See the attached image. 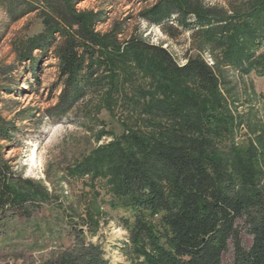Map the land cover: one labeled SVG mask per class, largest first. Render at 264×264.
Returning a JSON list of instances; mask_svg holds the SVG:
<instances>
[{
  "label": "trees",
  "instance_id": "1",
  "mask_svg": "<svg viewBox=\"0 0 264 264\" xmlns=\"http://www.w3.org/2000/svg\"><path fill=\"white\" fill-rule=\"evenodd\" d=\"M79 1L0 0V7L11 20L50 8L62 25L39 33L17 56L32 72L41 58L56 60L60 90L44 110L46 117L61 119L102 88L104 103L123 113V131L77 168L79 174L106 178L111 208L129 211L117 218L124 231L118 248L127 262L223 264L232 250L230 264H264L259 170L249 154L227 164L209 135L212 123L219 122L216 71L231 66L240 74L264 75V51L258 52L264 46V0L149 5L140 13L148 24L170 38L191 33L197 52H185L182 63L139 34L125 36L117 26L96 30L97 14L78 9ZM15 129L0 136L7 139ZM13 180L9 167L0 165V224L20 216L34 197L33 182L23 180L17 188ZM72 230L78 246L40 264H108L99 247H85L82 232ZM244 234L251 237L249 245Z\"/></svg>",
  "mask_w": 264,
  "mask_h": 264
},
{
  "label": "rangeland",
  "instance_id": "2",
  "mask_svg": "<svg viewBox=\"0 0 264 264\" xmlns=\"http://www.w3.org/2000/svg\"><path fill=\"white\" fill-rule=\"evenodd\" d=\"M155 1L80 0L76 7L97 14L96 30L117 26L125 36L139 34L149 43L162 44L182 63L185 52H197L191 33L170 38L157 25L148 24L140 13ZM204 1L223 5L221 0ZM60 26L50 8L11 20L0 7V132L16 128L7 139L0 136V165L9 167L17 188L30 180L35 192L20 216L0 224V264H40L58 252L75 249L72 229L82 232L85 247H99L108 264H129L118 248L124 231L117 221L129 211L111 208L106 178L79 174L77 168L123 131L120 107L104 103L102 88L61 119H50L44 110L54 104L60 90L55 86L56 60L41 58L33 72L28 61H17L30 40ZM263 51L264 46L258 50ZM201 55L213 64L208 51ZM216 75L221 91L215 114L219 122L212 123L209 135L227 164L251 155L264 184V75L240 74L231 66H221ZM244 238L249 245L251 237L244 234ZM231 252L224 254L223 264L231 263Z\"/></svg>",
  "mask_w": 264,
  "mask_h": 264
},
{
  "label": "bare ground",
  "instance_id": "3",
  "mask_svg": "<svg viewBox=\"0 0 264 264\" xmlns=\"http://www.w3.org/2000/svg\"><path fill=\"white\" fill-rule=\"evenodd\" d=\"M34 158H35L34 156L31 157L32 163L37 166L38 165L37 160H34Z\"/></svg>",
  "mask_w": 264,
  "mask_h": 264
}]
</instances>
